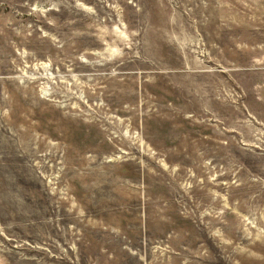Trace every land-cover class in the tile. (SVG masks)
Segmentation results:
<instances>
[{
	"label": "rangeland",
	"instance_id": "374dc122",
	"mask_svg": "<svg viewBox=\"0 0 264 264\" xmlns=\"http://www.w3.org/2000/svg\"><path fill=\"white\" fill-rule=\"evenodd\" d=\"M0 264H264V0H0Z\"/></svg>",
	"mask_w": 264,
	"mask_h": 264
}]
</instances>
